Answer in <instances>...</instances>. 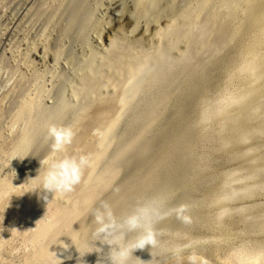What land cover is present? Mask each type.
<instances>
[{
  "label": "bare ground",
  "instance_id": "6f19581e",
  "mask_svg": "<svg viewBox=\"0 0 264 264\" xmlns=\"http://www.w3.org/2000/svg\"><path fill=\"white\" fill-rule=\"evenodd\" d=\"M0 10V264H42L49 256L61 263L74 246L69 236L76 243L91 235L94 223L93 230L70 225L62 237L60 217L84 216L96 184L110 186L114 160L124 161L125 151L110 155V144L135 131L127 146L135 143L132 172L104 199L116 215L138 203L192 205L190 225L173 216L162 227L175 237L185 230L203 254L219 228L203 216L205 205L218 206L219 223L234 227L257 211L238 236L243 243L221 236L232 251L217 262L264 263V0H0ZM213 120L218 131L201 143L220 141L225 162L236 164L222 187L218 174L191 173V143ZM50 124L73 127L65 153L44 141ZM82 149L92 163L73 192L49 194V204L19 195L42 160ZM79 190L91 191L78 202ZM66 197L73 205L64 213ZM238 201L248 206L238 209ZM9 231L17 237L7 238ZM183 254L179 264H187Z\"/></svg>",
  "mask_w": 264,
  "mask_h": 264
},
{
  "label": "rangeland",
  "instance_id": "374dc122",
  "mask_svg": "<svg viewBox=\"0 0 264 264\" xmlns=\"http://www.w3.org/2000/svg\"><path fill=\"white\" fill-rule=\"evenodd\" d=\"M3 12L4 10H0V16L3 14ZM221 83L222 82H219L217 84H221ZM218 129H219V125L217 121L213 120L212 124H210L205 131L196 133V136L191 143V152H190L192 160L196 164L193 163L194 167L192 168L191 173L195 175L203 174V176H206L207 178H211L212 176H216L218 174L221 177L217 179V183L219 186L222 187L224 180L227 178L228 172L232 171L236 167V164L233 162H229V163L225 162V159L222 156L223 154L220 153L219 151L220 145H222L220 141H217L213 144H207V142L201 143V139L203 138V136L206 137L208 134L211 135L212 133L217 132ZM116 133L119 136L121 135L120 130H117ZM134 133H136V131L129 133L127 138L118 139L122 143L127 141L125 147L122 145V143L118 144V147H117V144H116L117 140H115L113 143L110 144L111 146L109 149V154L113 155L115 152L118 153L119 151L123 149L125 151L124 161H118L116 159L114 160L113 163L116 166V171L115 173L112 172L111 174H108L110 186L104 187V184H99V185L96 184V190H97L98 196H97V199L94 201V203L89 208H86V210L84 211V216H83L85 219L84 222H82L83 217L75 219L76 215H69V216L62 215L60 217V229L58 231L62 235V237H66V238L68 237V234L70 232L69 229L71 227L70 225H73L74 227H82L83 229L85 228V230L86 229L93 230L91 228L92 223H93L92 221L93 217L90 214L89 210L97 206L101 200H104L109 195H111L113 193L114 186L119 182L124 183V180L127 179L128 173L132 172L131 166L134 163L135 158H136L135 151L133 150L135 143H136L135 142L136 137L132 138V134ZM152 137H154L158 143L161 140L160 134L156 129L153 130ZM128 142H130V144L133 142L135 143L133 144V146L127 149V146L130 145ZM80 151L82 152L81 154H87L86 150L84 149ZM76 152L77 153L71 152L68 154L69 155L79 154L78 151ZM204 160L206 161L205 163H203ZM2 164H4V162L0 163V165ZM199 169L203 172H201ZM83 183H85V180ZM197 183L199 184L200 182L198 181ZM203 186L206 187L205 184ZM90 191L91 190L89 191L83 190L80 192L79 190L77 193L73 195L74 200L78 202L84 200ZM148 197L150 198L152 196L148 195ZM211 198L214 199V196H211ZM200 200L202 201L203 199H200ZM71 202L72 200L66 197L60 200L59 205L61 206L62 209L66 210V207L73 205V203L71 204ZM153 205L159 207L161 210V216L157 218V220L155 221V226L158 229V231L161 233L159 237V245L154 249H151V246H147L143 250L135 251L134 256L129 261V264H179L180 262L178 263L177 260L184 255L183 253L189 254L191 252L198 253L201 257L205 258L208 261V264H220L217 262L218 258L221 257L223 259V262H225L224 259H226L229 256L230 252L232 251L231 249L232 242L230 241H226L227 243L224 242L223 239H221V236H223L224 233H228V234L230 233L235 238L233 242L237 244L243 243L246 237L241 238L238 236L241 233H243L244 232L243 230L244 229L246 230L249 227V225L252 223V221L259 215L257 214V211H253V214H254L253 217H255L254 219L243 218V222L239 226L234 227L230 223H227L226 221L224 224L219 223V221L217 220V214L219 213L220 208L218 206L205 205L203 216L208 217V219H211L212 222L215 223V225L219 224V228L217 229L216 235L213 238L214 243L210 242L209 244H207L206 246H208V250H205L204 253L201 254L198 250L197 251L192 250L193 243L189 238L184 237L185 230H182V229L178 230V232L181 235H179V237H175L172 232L166 231L162 227V224L166 220H170L171 217L175 216L174 209L178 205L176 203L172 204L170 201L169 203H162V205H156V204H153ZM234 205L238 207V209L239 208L243 209L246 206H248L247 204L241 201L236 202ZM189 206H192V205H189ZM49 207H50L51 213H54L55 205L52 204ZM78 209H79V206H78ZM66 212L68 211L66 210L64 213ZM239 214L241 216L242 214L241 211H239ZM229 216L233 217V216H237V214L227 215L228 218ZM9 232H10L9 234H5L9 236V237L7 236V238L17 237V234L12 233L11 231ZM1 236L3 237V234ZM203 236L209 237L208 234H204ZM54 237H56V235L51 234L50 240H54L53 239ZM48 243H51V242H48ZM17 244L19 245L20 242L18 240H14L13 246ZM177 247L185 248L186 250L180 253L179 256H175L172 253H173V250L176 249ZM20 248L22 249L23 247L20 246ZM98 249L100 250L101 253L96 252ZM70 250H69L70 253L63 260V262L58 263L57 262L58 259L55 256H49L45 258V262H43L42 264H101L100 260L106 258L108 246L101 245L99 242L96 243L93 240L92 235H89L85 239L78 240L75 243V245L72 246ZM20 251L22 250L18 248L12 251L11 253L13 255H20ZM209 255H211V257H209ZM16 263H18V261H16ZM261 264H264V263H261Z\"/></svg>",
  "mask_w": 264,
  "mask_h": 264
},
{
  "label": "clouds",
  "instance_id": "9594fccd",
  "mask_svg": "<svg viewBox=\"0 0 264 264\" xmlns=\"http://www.w3.org/2000/svg\"><path fill=\"white\" fill-rule=\"evenodd\" d=\"M75 135L72 126L50 124L44 141L51 142L50 148L53 153H65L73 144ZM16 157L21 160L24 158L21 155H15L13 158ZM91 163L88 154H65L50 160H42L38 175L25 183L27 187L19 195L33 193L38 200L49 204V194L55 197L73 192L81 184L85 170L91 167ZM89 211L96 225L91 233L93 240L108 246L106 258L100 260L101 264H129L135 251L143 250L147 246L154 249L159 245L161 233L156 228L155 221L161 216V210L155 205L138 203L133 211L117 216L112 204L107 200H101ZM174 212L176 219L182 224L190 225L193 222L188 204L178 205ZM69 237L75 245V237ZM68 247V244L63 245L64 249ZM185 250L177 247L172 254L179 256ZM96 252L101 253L99 249ZM187 264H208V261L198 253L191 252L187 256Z\"/></svg>",
  "mask_w": 264,
  "mask_h": 264
}]
</instances>
